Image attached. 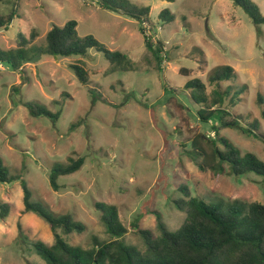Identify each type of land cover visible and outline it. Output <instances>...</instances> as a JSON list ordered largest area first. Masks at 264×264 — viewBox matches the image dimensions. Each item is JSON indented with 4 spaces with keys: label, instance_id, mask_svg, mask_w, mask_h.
I'll return each mask as SVG.
<instances>
[{
    "label": "rangeland",
    "instance_id": "obj_1",
    "mask_svg": "<svg viewBox=\"0 0 264 264\" xmlns=\"http://www.w3.org/2000/svg\"><path fill=\"white\" fill-rule=\"evenodd\" d=\"M130 1L150 7L152 29L100 7L97 0H20L17 17L0 30L3 50L16 47L18 34L41 50L53 25L75 20L80 37L93 35L106 48L126 53L134 65L131 71H112L95 49L84 57L30 50V59L36 61L23 63L21 74L0 62L3 165L26 181L32 201L56 215L69 213L85 225L79 234L57 230L66 242L83 248L91 245L93 236L109 239L95 207L99 202L116 207L128 230L125 244L138 249H144V243L133 225L157 235L155 212L172 231L184 222L186 214L174 203L183 196L180 186L211 204L264 203L263 177L236 176L227 166L220 175L202 171L200 160L188 154V139L198 132L214 137V131L213 122L204 125L197 119L198 106L184 89L188 79L197 77L211 92L212 72L232 66L235 77L221 88H244L232 116L244 126L258 120L260 137L237 128L220 134L264 161V104L257 101L259 94L264 101V23L255 25L230 0ZM252 1L264 16V0ZM163 9L171 11L173 21L159 20ZM8 11L9 5L0 1V14ZM147 36L163 42L161 70L145 47ZM78 59L86 63L88 86L80 84L69 67ZM26 102L61 114L57 120L33 116ZM70 157H83L84 163L75 173L60 176V187L54 190L50 169ZM2 204L8 205V213L0 216V264H46L33 244L39 240L51 245L54 234L43 219L25 210L19 180L0 184V208Z\"/></svg>",
    "mask_w": 264,
    "mask_h": 264
},
{
    "label": "trees",
    "instance_id": "obj_2",
    "mask_svg": "<svg viewBox=\"0 0 264 264\" xmlns=\"http://www.w3.org/2000/svg\"><path fill=\"white\" fill-rule=\"evenodd\" d=\"M0 1L9 5L8 13L0 14V30L8 29L17 17L20 0ZM97 1L104 9L126 15L142 26L153 28L148 6H140L130 0ZM230 1L242 8L255 25L264 23V16L252 0ZM158 17L162 22H171L174 19L169 9H163ZM76 26L75 20H69L63 26L53 25L45 36V47L41 50L36 44H30V38L18 34L14 49L0 48V62L9 63L14 71L21 74L23 61L32 56L28 53L30 50H33V54L40 51L54 57H84L89 49H95L111 63L112 71H131L134 68L126 53L106 48L93 35L80 37ZM144 44L160 69L164 52L163 42H155L152 37L147 36L144 37ZM69 67L79 83L88 86L86 63L78 59ZM234 77L233 67L225 64L218 66L209 76L211 92L207 91L206 84L197 77L188 79L184 84L190 99L198 106L197 119L204 125L213 122L211 128L214 131V137L198 132L188 139L186 143H189L190 149L187 152L191 158L200 160L198 166L202 171L210 170L220 175L227 166L236 176L255 173L264 178V161L254 153H243L233 142L220 134L222 129L237 128L247 136L260 137L258 120L244 126L239 119L232 116L231 110L239 103L244 88L232 92L229 88L223 90L221 84ZM257 101L260 105L264 104L260 94ZM25 106L33 116L44 115L57 120L61 114V110L53 113L31 102H26ZM261 115L264 118V109L261 110ZM83 163V157H70L65 164L53 165L49 173L50 186L58 190V178L75 173ZM16 180H19L23 189L25 210L43 219L54 234L51 245L39 240L33 244L34 250L46 264H264V203L234 201L227 204H211L197 196H191L186 186H180L183 196L174 200V203L178 210L186 214L184 222L172 231L165 225L162 215L155 212L157 235L149 229L133 225L144 243V249H138L125 244L123 238L128 230L119 219L116 207L99 202L95 207L101 213V223L109 234V239L101 240L93 236L91 245L83 248L66 242L57 230H61L64 235L79 234L85 230V225L69 213L56 215L41 203L32 201L26 181L19 175H11L0 157V184ZM7 213L8 205L2 204L0 216L5 217Z\"/></svg>",
    "mask_w": 264,
    "mask_h": 264
},
{
    "label": "water",
    "instance_id": "obj_3",
    "mask_svg": "<svg viewBox=\"0 0 264 264\" xmlns=\"http://www.w3.org/2000/svg\"><path fill=\"white\" fill-rule=\"evenodd\" d=\"M38 57H40V54H38ZM36 60H35V58H33V59H27V60H24L23 62L24 63H33V62H35Z\"/></svg>",
    "mask_w": 264,
    "mask_h": 264
}]
</instances>
